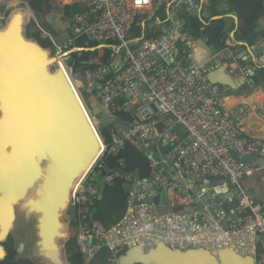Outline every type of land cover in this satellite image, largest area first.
Returning <instances> with one entry per match:
<instances>
[{
  "label": "built area",
  "instance_id": "2783aa9c",
  "mask_svg": "<svg viewBox=\"0 0 264 264\" xmlns=\"http://www.w3.org/2000/svg\"><path fill=\"white\" fill-rule=\"evenodd\" d=\"M63 3L81 6V12L72 18V27L69 24L75 38L85 37L86 45L99 46L117 41L124 52L109 65L85 71L80 79L71 72L86 106L82 92L100 102L103 111L98 121L110 117L115 126L109 131L110 143L95 130L102 139L100 155L75 187L69 205L70 239H75L76 252L85 264L103 250L110 253L109 264H118L129 250L141 247L148 254L159 244L174 252L207 251L219 263L220 254L229 250L253 258L254 264H264V206L246 185L247 178L260 169L246 159H264V138L248 135L243 129L248 119L264 123V89L252 87L242 103L228 107L230 88L208 79L209 72L223 67L233 79L245 77L248 81L250 72L242 59H255V47L235 57L226 55L229 49L214 50L208 63L198 65L194 49L199 40L180 16L195 15L198 0ZM162 7H168L169 21L158 26L159 36L144 39L133 48L131 37L138 18L154 17ZM74 41H70L72 46ZM261 45L264 48V41ZM120 113L128 114L130 120L119 119ZM127 142L149 159L152 174L147 178L138 172L122 176L134 183L125 213L114 224L103 225L96 220L97 204L103 189L113 186L124 169V160L109 169L106 159L117 156ZM200 180L225 181L232 195L220 202H205L202 196L209 192L208 183L198 184ZM166 191L175 192L189 211L157 214L164 210L160 199ZM196 199L204 204L201 210L193 208ZM226 200L232 203L230 211Z\"/></svg>",
  "mask_w": 264,
  "mask_h": 264
},
{
  "label": "water",
  "instance_id": "95a60500",
  "mask_svg": "<svg viewBox=\"0 0 264 264\" xmlns=\"http://www.w3.org/2000/svg\"><path fill=\"white\" fill-rule=\"evenodd\" d=\"M27 11H14L0 29V261L7 258L4 243L17 225L31 236L25 258L71 264L65 250L70 240L69 205L101 144L66 74L57 70L58 58L36 39H26ZM249 72L248 81L233 79L220 67L209 72L208 79L239 90L252 82L254 73ZM246 161L264 169L262 158ZM227 191V185L216 188L204 201L222 199ZM23 250L24 245L16 249L19 254ZM219 259L220 263L207 251L174 252L159 244L148 254L141 247L129 250L118 264H254L253 258L229 250Z\"/></svg>",
  "mask_w": 264,
  "mask_h": 264
},
{
  "label": "trees",
  "instance_id": "16d2710c",
  "mask_svg": "<svg viewBox=\"0 0 264 264\" xmlns=\"http://www.w3.org/2000/svg\"><path fill=\"white\" fill-rule=\"evenodd\" d=\"M29 7L33 13L39 15H47L50 11L47 0H31ZM79 12H81L80 4L64 7V14L69 18H73ZM168 13V7H162L154 17L142 16L138 18L132 31V47L134 48L144 39L158 37V26L168 23ZM180 16L192 36L196 40L205 41L207 47L215 51L229 49L235 54L244 51L250 53L251 47L255 44L258 23L264 18V0H211L208 5H205L203 0H198V12L195 15L182 13ZM229 21H231L230 24ZM72 36L75 41L71 49L72 61L69 66L73 75L78 79L84 75L85 71L109 65L118 56L124 54L122 44L117 41H109L103 46L86 45L85 37L75 38L74 33ZM34 39L45 49L53 48V42L49 38H44L41 33H37ZM242 62L254 73L251 78V86L254 88L264 86V63H260L257 58L252 59V56L247 60L242 59ZM118 118L123 121L130 120V116L124 113L118 114ZM102 133L106 142L110 143L112 138L109 130L103 129ZM121 160H124L122 174L116 177L113 186H106L103 189L102 200L97 204V211L101 206L107 205L117 213L118 219L125 213L128 195V192L122 189V184L125 182L122 176L138 172L141 178H147L152 174L149 159L129 142L117 156H109L106 159V166L113 169L120 164ZM204 181L200 180L197 183L203 184ZM209 181L215 182L216 180ZM111 189L112 192H109ZM255 196L257 201L261 203L256 193ZM261 204L263 205V203ZM96 220L100 224L105 223V219L99 212ZM4 246L7 251V258L0 261V264H32L30 261L17 260L15 241L11 236L4 243ZM65 250L71 264H85L83 256L76 252L75 239L71 238L65 244ZM100 255L102 256L101 261L108 263L110 253L103 250Z\"/></svg>",
  "mask_w": 264,
  "mask_h": 264
},
{
  "label": "rangeland",
  "instance_id": "374dc122",
  "mask_svg": "<svg viewBox=\"0 0 264 264\" xmlns=\"http://www.w3.org/2000/svg\"><path fill=\"white\" fill-rule=\"evenodd\" d=\"M50 6L49 14L47 15H39L35 14L31 11L29 5L31 0H0V29H4L12 15V13L16 10L23 9V10H29L30 20L27 22L25 26L24 35L27 40H34V37L37 33H41L43 37H48L47 35H51L54 39L53 42V48L50 49L52 52L53 57H57V53L59 51H62L61 54L58 56L59 63L56 64V67L59 68L60 66L64 69L67 77L69 78L70 82L72 83L79 100L87 113V116L91 120L94 129L99 132H103V129H108L109 131L114 128L115 126L112 124V118L108 117L106 119H102L98 121L99 117H101L102 114V108L100 106V102L95 99V97L90 96L87 92H82L83 96L87 100L88 107L90 111L93 114V117L90 114V111L88 107L86 106L80 92L78 91L76 84L74 83L71 72L72 69L70 68L69 64L71 63V49L72 45L70 44V41L73 39V33L71 28L72 27V18L67 17L64 14V3L63 0H47ZM70 24V27H69ZM207 60V57L205 58L204 64ZM208 62V61H207ZM198 64V65H202ZM56 67L52 68V71L55 72ZM251 83H249L247 86L243 87L239 90H231L229 95L236 96L238 94H241L242 92H250L252 91V88H250ZM264 88V86H261ZM111 124V126H110ZM99 138L100 135L98 134ZM101 140V139H100ZM250 177L247 178V180ZM261 179L264 181V169H261L257 171L251 180H259ZM213 183L212 181H210ZM254 186H257L255 182L252 183ZM134 183L133 181H125L124 184H122V189L126 192H129L133 189ZM251 187V186H250ZM252 188V187H251ZM112 192V189L109 191ZM217 202H220V200H217ZM227 204L232 205L230 200L225 201ZM187 211L186 209L184 212ZM171 210H164L161 212H157V214H169L172 213ZM21 226H19V229ZM22 230L18 231V234H21ZM24 236V235H23ZM22 240H26L25 238Z\"/></svg>",
  "mask_w": 264,
  "mask_h": 264
},
{
  "label": "crops",
  "instance_id": "0c3cea01",
  "mask_svg": "<svg viewBox=\"0 0 264 264\" xmlns=\"http://www.w3.org/2000/svg\"><path fill=\"white\" fill-rule=\"evenodd\" d=\"M210 1L211 0H203V3L205 5H208L210 3ZM230 23H231V21H229V24ZM263 32H264V18L261 19L258 23L257 36L255 38V44H254V46H252V47H255L254 52L258 55L256 58L260 61V63H264V54H263L264 48L261 45L262 42L264 41ZM201 45H203L207 49V51L209 53V55L207 56V59H210V54L214 50L207 47V45L205 44L204 41L199 40L198 48L201 47ZM226 55L228 57H235L237 54H235L232 50H226ZM207 61H209V60H207ZM207 61L204 64L208 63ZM204 64H202V65H204ZM250 88H252V86H250ZM260 88H262V87H260ZM230 91H231V89H228V92H227V95H228L227 105H228V107L242 103L244 101L243 96L245 94L249 93V92H245V93L242 92L241 94H238L236 96H232V95H229ZM237 99H238V101H237ZM243 129L248 135H251L253 137L264 138V123L260 120H256V119L246 120L243 123ZM259 170H261V168L257 169V171H259ZM257 171H254L253 175L249 178L250 180L246 181V185H247V187H250V186L252 187L253 191L257 194L259 200L261 201V203H263V206H264V181H262L261 179L255 180V181L251 180ZM253 182H255L257 186H254L252 184ZM204 184H206V181L204 182ZM225 185L228 186V184L225 181L216 180L213 183H211L209 181L208 182L209 192H211L213 194L214 189H216V188L224 189ZM228 188H229V192L228 191L223 192L221 197H224V198L226 197L227 199L229 198V195L231 193V189L229 186H228ZM176 196H177V194L175 192H172V191H166V192L162 193L160 200H161V205L164 208V210H171L173 212H184V210L186 209L187 211H189L188 208L184 207L182 205V203L178 199H176ZM204 197H205V195L202 196L203 199H204ZM218 200H221V198ZM196 202L197 203L195 204V206L193 208L201 210L203 208L204 204L202 202H200L198 199H196ZM231 208H232V205H230V204L226 205L227 210L230 211ZM164 210H162V211H164ZM98 212L105 219V223L103 225L109 226V225L114 224L117 220H119L117 213H115L113 210H111V208H109L107 205L101 206L99 208ZM18 231H20V229L17 227V225H15L14 230L10 234V236L15 241V246H16L17 250L20 248L21 245H24L23 253H21V254L17 253V260L30 261L32 264H41V263H37L31 259L25 258V256L28 255V244L31 241V236L29 233H26V232H21V234L20 233L18 234ZM22 238L23 239L25 238L26 240H22ZM101 257L102 256L99 255L97 258H95L89 264H109V262L108 263L102 262Z\"/></svg>",
  "mask_w": 264,
  "mask_h": 264
},
{
  "label": "clouds",
  "instance_id": "9594fccd",
  "mask_svg": "<svg viewBox=\"0 0 264 264\" xmlns=\"http://www.w3.org/2000/svg\"><path fill=\"white\" fill-rule=\"evenodd\" d=\"M209 55L207 49L201 45L199 48L194 49V59L197 64H202L204 62L205 58Z\"/></svg>",
  "mask_w": 264,
  "mask_h": 264
},
{
  "label": "bare ground",
  "instance_id": "6f19581e",
  "mask_svg": "<svg viewBox=\"0 0 264 264\" xmlns=\"http://www.w3.org/2000/svg\"><path fill=\"white\" fill-rule=\"evenodd\" d=\"M27 16H28V19H30V15H29V12L27 11ZM57 63H59V59H58V62ZM56 63V64H57ZM57 70H62L64 73H65V71H64V69L60 66ZM66 74V73H65ZM67 76V75H66ZM68 78V77H67ZM68 80H69V78H68ZM69 82H70V80H69ZM70 84H71V86H72V88H73V90H74V92H75V94H76V96H77V98L79 99V97H78V95H77V93H76V91H75V89H74V87H73V85H72V83L70 82ZM80 101V100H79ZM237 101H238V99H237ZM81 103V102H80ZM82 105V104H81ZM83 107V106H82ZM84 109V108H83ZM85 111V110H84ZM86 113V112H85ZM87 114V113H86ZM99 137V136H98ZM101 139V138H100ZM101 149H102V147H101ZM101 151V150H100ZM99 155H100V153H99ZM99 157V156H98ZM96 161V160H95ZM95 161L89 166V168H88V170L85 172V173H83L81 176H80V178L82 177V176H84L85 174H87L88 172H89V170L93 167V165H94V163H95ZM79 178V179H80ZM83 178V177H82ZM81 178V179H82Z\"/></svg>",
  "mask_w": 264,
  "mask_h": 264
}]
</instances>
